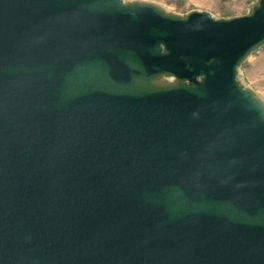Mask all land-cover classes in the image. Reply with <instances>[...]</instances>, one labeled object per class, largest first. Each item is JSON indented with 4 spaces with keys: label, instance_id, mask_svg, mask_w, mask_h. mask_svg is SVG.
<instances>
[{
    "label": "water",
    "instance_id": "95a60500",
    "mask_svg": "<svg viewBox=\"0 0 264 264\" xmlns=\"http://www.w3.org/2000/svg\"><path fill=\"white\" fill-rule=\"evenodd\" d=\"M263 45L264 0H0V264H264Z\"/></svg>",
    "mask_w": 264,
    "mask_h": 264
},
{
    "label": "rangeland",
    "instance_id": "374dc122",
    "mask_svg": "<svg viewBox=\"0 0 264 264\" xmlns=\"http://www.w3.org/2000/svg\"><path fill=\"white\" fill-rule=\"evenodd\" d=\"M155 5L168 14L186 17L206 12L214 19H231L252 14L259 0H124ZM237 80L264 102V45L254 51L238 68Z\"/></svg>",
    "mask_w": 264,
    "mask_h": 264
},
{
    "label": "bare ground",
    "instance_id": "6f19581e",
    "mask_svg": "<svg viewBox=\"0 0 264 264\" xmlns=\"http://www.w3.org/2000/svg\"><path fill=\"white\" fill-rule=\"evenodd\" d=\"M163 11H165V10H163ZM165 12H166V11H165ZM166 13H167V12H166ZM157 82H158L159 84L163 85V84H167V83H173L174 80L171 79V78H169V77H166V76H161V77H159V78L157 79ZM262 102H263V101H262ZM263 104H264V102H263Z\"/></svg>",
    "mask_w": 264,
    "mask_h": 264
}]
</instances>
